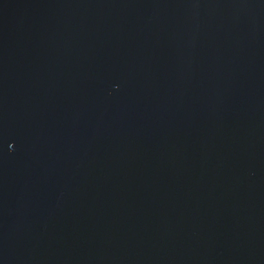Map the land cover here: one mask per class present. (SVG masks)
Wrapping results in <instances>:
<instances>
[{
  "label": "water",
  "instance_id": "1",
  "mask_svg": "<svg viewBox=\"0 0 264 264\" xmlns=\"http://www.w3.org/2000/svg\"><path fill=\"white\" fill-rule=\"evenodd\" d=\"M0 264H264V0H0Z\"/></svg>",
  "mask_w": 264,
  "mask_h": 264
}]
</instances>
